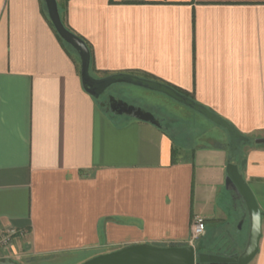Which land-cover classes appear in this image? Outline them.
I'll return each instance as SVG.
<instances>
[{"label":"crops","instance_id":"obj_1","mask_svg":"<svg viewBox=\"0 0 264 264\" xmlns=\"http://www.w3.org/2000/svg\"><path fill=\"white\" fill-rule=\"evenodd\" d=\"M59 2L95 74L168 83L247 140L235 157L227 131L187 145L181 128L176 140L168 126L112 121L43 0H0V230H22L0 257L79 264L132 243L187 244L193 215L225 219L228 202L248 220L225 185L232 162L263 212L247 264H264V0Z\"/></svg>","mask_w":264,"mask_h":264},{"label":"water","instance_id":"obj_2","mask_svg":"<svg viewBox=\"0 0 264 264\" xmlns=\"http://www.w3.org/2000/svg\"><path fill=\"white\" fill-rule=\"evenodd\" d=\"M47 16L57 33V35L69 44L78 54L80 60V80L83 89L96 99L107 87L114 83H127L139 86L151 91L162 93L171 99L184 104L207 119L222 126L230 135V149L235 150L236 139L247 140V137L239 133L236 128L221 118L204 105L196 102L192 98L180 93L166 83L142 77L127 72H117L108 75L95 77L90 71V51L85 41L73 33L63 24L57 0H43ZM111 111L116 114H123L149 122L160 127V121L150 112L136 107L122 100L111 99ZM117 107V109H116ZM255 143L264 144V138H256ZM244 161L241 162L243 164ZM226 187H230L245 205L248 216L249 233L245 246L239 255L230 257L217 254H209L196 251L192 245L183 246H161L147 242L132 243L118 249L94 255L79 264H247L258 250V243L261 237V222L263 212L259 208L255 197L239 172L235 163L226 164ZM0 264H19L11 257H0Z\"/></svg>","mask_w":264,"mask_h":264},{"label":"rangeland","instance_id":"obj_3","mask_svg":"<svg viewBox=\"0 0 264 264\" xmlns=\"http://www.w3.org/2000/svg\"><path fill=\"white\" fill-rule=\"evenodd\" d=\"M90 71L93 73L92 70ZM111 89L117 99L152 113L162 124L168 126L176 140L180 139L177 132L181 128V139L187 145H191L194 141L196 143H207L208 137H216L227 131L222 126L207 119L204 115L164 94L127 83H114L111 85ZM110 117L112 121L118 123L122 119L128 118V116L115 114H112ZM195 134H198L197 137H193ZM236 142L239 143L240 141L237 140ZM231 151L235 153V157H238L240 154L238 146H236L235 150ZM223 208L226 212L225 219H215L222 216V213H215L216 217L214 219L207 218L205 220L204 234L193 245L196 251H198L199 247H205L209 251H213L216 246H223L232 241L237 242L240 247L246 243L249 233L248 220H243L240 208L234 206L233 203L229 204L228 202L226 205L223 204ZM187 244L191 245L188 242ZM17 262L19 264H26L20 260Z\"/></svg>","mask_w":264,"mask_h":264},{"label":"flooded vegetation","instance_id":"obj_4","mask_svg":"<svg viewBox=\"0 0 264 264\" xmlns=\"http://www.w3.org/2000/svg\"><path fill=\"white\" fill-rule=\"evenodd\" d=\"M94 73V72H93ZM93 76L95 77H100V75L97 74H93ZM111 97H113L116 100L117 99L115 93L112 91L111 89V85L109 87H107L96 99V103L97 105L103 109L106 113H110V114H116L115 112L111 111V107L112 104L114 103L111 99ZM117 109V107H116ZM123 115V114H121ZM160 121V120H159ZM161 125L165 126L164 124H162L160 122ZM244 220V218H243ZM242 220V221H243ZM245 244L243 246H239V244L235 241L232 242H228L227 244L223 245V246H216V248L213 251H209L208 249H206L205 247H199L198 251L200 252H205V253H211V254H217V255H222V256H236L239 255L241 253V251L243 250Z\"/></svg>","mask_w":264,"mask_h":264},{"label":"built area","instance_id":"obj_5","mask_svg":"<svg viewBox=\"0 0 264 264\" xmlns=\"http://www.w3.org/2000/svg\"><path fill=\"white\" fill-rule=\"evenodd\" d=\"M205 231V219L201 215L195 214L191 219L190 224V237L188 243L192 246L194 242L198 240ZM22 234V230L16 229L15 227H6L0 230V250L8 248L15 237Z\"/></svg>","mask_w":264,"mask_h":264},{"label":"trees","instance_id":"obj_6","mask_svg":"<svg viewBox=\"0 0 264 264\" xmlns=\"http://www.w3.org/2000/svg\"><path fill=\"white\" fill-rule=\"evenodd\" d=\"M59 1H61V2H66L67 0H57V4H58V8H60L59 6H60V2ZM59 11H60V9H59ZM66 26V25H65ZM67 27V26H66ZM67 29H69V27H67ZM70 31H72L71 29H69ZM55 31V30H54ZM73 32V31H72ZM74 33V32H73ZM55 35L57 36V38L59 39V41L61 42V43H63L64 45H67L68 47H70V48H72L69 44H67L66 42H64L58 35H57V33L55 32ZM79 36V35H78ZM81 37V36H80ZM84 41H85V43L87 44V46H88V48H89V51H90V69H91V49H90V46H89V44L86 42V40L83 38V37H81ZM167 85H169V86H171V87H173L172 85H170V84H168V83H166ZM175 90H177V91H179L180 93H182V94H184V95H186V96H188V97H190V98H192V96L191 95H189L188 93H186V92H184V91H181V90H179V89H177V88H175V87H173ZM193 99V98H192ZM194 100V99H193ZM238 139H236V141H237ZM172 153H174V149H173V152ZM183 245H187L186 243H179V244H176V243H172V244H169V245H161V246H183Z\"/></svg>","mask_w":264,"mask_h":264}]
</instances>
